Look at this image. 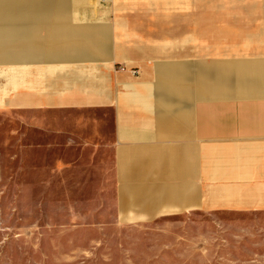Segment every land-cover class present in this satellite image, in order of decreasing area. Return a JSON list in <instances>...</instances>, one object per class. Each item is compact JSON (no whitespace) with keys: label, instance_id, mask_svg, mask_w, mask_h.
I'll list each match as a JSON object with an SVG mask.
<instances>
[{"label":"crops","instance_id":"0c3cea01","mask_svg":"<svg viewBox=\"0 0 264 264\" xmlns=\"http://www.w3.org/2000/svg\"><path fill=\"white\" fill-rule=\"evenodd\" d=\"M72 9L0 0V115L32 113L51 170L95 154L149 218L264 217V0H80L60 21Z\"/></svg>","mask_w":264,"mask_h":264},{"label":"rangeland","instance_id":"374dc122","mask_svg":"<svg viewBox=\"0 0 264 264\" xmlns=\"http://www.w3.org/2000/svg\"><path fill=\"white\" fill-rule=\"evenodd\" d=\"M69 1L73 9L62 13L71 16L60 21L79 25L80 0ZM46 134L34 136L31 112L9 107L0 115V264H264L262 215L149 218L119 193L117 178L97 176L108 172L96 171L93 153L69 155L77 158L69 169L51 170L49 160L63 154L49 152Z\"/></svg>","mask_w":264,"mask_h":264}]
</instances>
